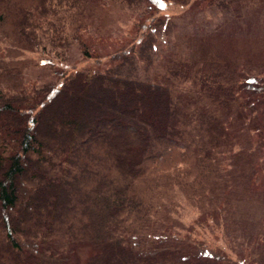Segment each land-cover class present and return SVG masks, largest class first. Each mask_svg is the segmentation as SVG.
Wrapping results in <instances>:
<instances>
[{"label": "trees", "instance_id": "trees-1", "mask_svg": "<svg viewBox=\"0 0 264 264\" xmlns=\"http://www.w3.org/2000/svg\"><path fill=\"white\" fill-rule=\"evenodd\" d=\"M163 4L0 0V264H72L77 245L84 264H177L182 199L224 220L264 199V67L196 56L187 37L157 59ZM113 8L139 16L129 41L97 55L105 68L67 64L71 40L93 56L82 35ZM35 68L57 77L28 84Z\"/></svg>", "mask_w": 264, "mask_h": 264}, {"label": "rangeland", "instance_id": "rangeland-1", "mask_svg": "<svg viewBox=\"0 0 264 264\" xmlns=\"http://www.w3.org/2000/svg\"><path fill=\"white\" fill-rule=\"evenodd\" d=\"M159 14L169 22L160 32L157 59L175 49L176 37H187L196 56L230 60L239 64L264 67V11L245 10L240 16L208 5L207 0H190L188 4L163 0ZM105 14L102 29H86L83 41L89 45L92 57H87L77 41L68 44V63L74 69H102L107 60L98 58L129 41L136 31L139 16L121 9ZM249 10V11H248ZM30 57L37 58L36 54ZM100 59V60H99ZM28 84L55 79L48 68H35L28 74ZM259 163L252 186L264 193V163ZM178 221L171 230L173 238L190 247L189 261L175 256L179 264H264V199L242 200L226 220L217 214L213 219L188 199H182ZM264 245V244H263ZM202 252H206L203 254ZM219 252L224 257L215 256ZM93 253L90 246L77 245L72 264H84Z\"/></svg>", "mask_w": 264, "mask_h": 264}]
</instances>
